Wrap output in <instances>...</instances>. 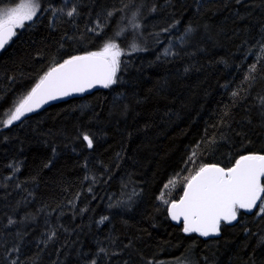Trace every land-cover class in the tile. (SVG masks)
Masks as SVG:
<instances>
[{
    "label": "trees",
    "instance_id": "16d2710c",
    "mask_svg": "<svg viewBox=\"0 0 264 264\" xmlns=\"http://www.w3.org/2000/svg\"><path fill=\"white\" fill-rule=\"evenodd\" d=\"M40 4L0 53V112L74 56L122 55L115 84L0 124V264H264L258 209L210 237L169 215L201 167L264 155V0Z\"/></svg>",
    "mask_w": 264,
    "mask_h": 264
},
{
    "label": "snow or ice",
    "instance_id": "6c2138e0",
    "mask_svg": "<svg viewBox=\"0 0 264 264\" xmlns=\"http://www.w3.org/2000/svg\"><path fill=\"white\" fill-rule=\"evenodd\" d=\"M40 10V0H19L15 7L0 8V49L17 35L18 28L33 21ZM75 11L73 7L67 14L71 16ZM130 23L134 29L139 28L135 14ZM131 47L139 50L135 44ZM121 55L122 52L115 43H106L99 52L74 56L58 67H53L13 109L0 112V117L6 116V119H0V124L12 125L26 113L57 96L83 92L98 83L104 87L115 84ZM83 139L87 141L88 147H92L93 141L87 134L83 135ZM262 178L264 155L241 156L235 166L227 170L215 165L201 167L188 182L183 197L178 202L171 203L172 219L179 220L183 217V231L186 233L198 232L202 236H208L219 232L222 220H236L238 210L257 208L258 201V211L264 213V199H261L264 194ZM103 219L106 220L107 217Z\"/></svg>",
    "mask_w": 264,
    "mask_h": 264
},
{
    "label": "water",
    "instance_id": "95a60500",
    "mask_svg": "<svg viewBox=\"0 0 264 264\" xmlns=\"http://www.w3.org/2000/svg\"><path fill=\"white\" fill-rule=\"evenodd\" d=\"M17 31V30H16ZM14 37H12V39H13ZM12 39L7 43V44H9L11 41H12ZM7 44L4 46V48H2V49H0V53L6 48V46H7ZM85 55H87V54H85ZM85 55H81V56H85ZM62 64V63H61ZM60 65V64H59ZM59 65H56V66H53V67H58ZM52 69V68H51ZM50 69V70H51ZM49 70V71H50ZM48 71V72H49ZM107 87H104L103 86V84H95L93 87H91V88H88V89H86L85 91H83V92H71L69 95H67V96H57V98L56 99H50V100H48L46 103H43L39 108H36L34 111H32V112H29V113H26L24 116H22L21 117V119H24L25 117H28L29 115H31V114H34V113H36V112H38V111H40V110H42V109H44L46 106H48L49 104H53V103H56V102H60V101H67L68 99H72V98H77V97H83V96H86V95H88V94H91V93H93L94 91H96V90H103V89H106ZM20 119V120H21ZM235 166V165H234ZM234 166H232V167H234ZM218 167V166H217ZM231 167V168H232ZM219 168H221V167H219ZM225 170H227V169H225ZM263 179L264 178H262V180L261 181H263ZM188 184V183H187ZM187 184H186V186H185V188H184V191H183V194H182V196L181 197H179L180 199L183 197V195H184V192L187 190ZM179 199V200H180ZM261 199H262V196H261ZM178 200V201H179ZM177 201V202H178ZM257 206H259V201L257 202ZM170 208H171V206H170ZM256 209H258V207L257 208H254V209H252V210H244V211H247V212H252V211H254V210H256ZM169 211H170V209H169ZM170 216H171V212H170ZM171 219H172V216H171ZM173 220V219H172ZM174 221V223H183V225H185V222H184V220H183V217H181L179 220H173ZM235 221V220H234ZM234 221H232V222H234ZM222 222H226V221H221L220 222V225H221V223ZM227 223H231V222H227ZM219 231H220V227H219ZM197 234H200V233H198V232H196ZM219 234V232L218 233H212V234H210V235H208V237H210V236H216V235H218ZM201 235V234H200ZM205 237H207V236H205Z\"/></svg>",
    "mask_w": 264,
    "mask_h": 264
},
{
    "label": "rangeland",
    "instance_id": "374dc122",
    "mask_svg": "<svg viewBox=\"0 0 264 264\" xmlns=\"http://www.w3.org/2000/svg\"><path fill=\"white\" fill-rule=\"evenodd\" d=\"M15 6H16V5H15ZM15 6H13V7H15ZM39 13H40V11L37 13V16H38ZM37 16H36V17H37ZM36 17H35V18H36ZM35 18H34V19H35ZM27 23H28V22H27ZM262 199H264V195L262 196ZM258 207H259V206H258Z\"/></svg>",
    "mask_w": 264,
    "mask_h": 264
},
{
    "label": "bare ground",
    "instance_id": "6f19581e",
    "mask_svg": "<svg viewBox=\"0 0 264 264\" xmlns=\"http://www.w3.org/2000/svg\"><path fill=\"white\" fill-rule=\"evenodd\" d=\"M47 107V106H46ZM37 113V112H36ZM33 115V114H32ZM191 180V179H190ZM156 200V199H155ZM158 200V199H157ZM141 202V201H140ZM155 202H157V201H155ZM170 215V214H169ZM222 224V223H221Z\"/></svg>",
    "mask_w": 264,
    "mask_h": 264
}]
</instances>
